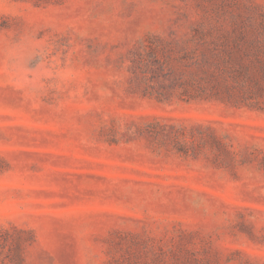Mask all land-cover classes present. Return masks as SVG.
I'll use <instances>...</instances> for the list:
<instances>
[{"label":"rangeland","instance_id":"374dc122","mask_svg":"<svg viewBox=\"0 0 264 264\" xmlns=\"http://www.w3.org/2000/svg\"><path fill=\"white\" fill-rule=\"evenodd\" d=\"M0 264H264V0H0Z\"/></svg>","mask_w":264,"mask_h":264},{"label":"trees","instance_id":"16d2710c","mask_svg":"<svg viewBox=\"0 0 264 264\" xmlns=\"http://www.w3.org/2000/svg\"><path fill=\"white\" fill-rule=\"evenodd\" d=\"M190 85H191V84H187V86H185V92H186V93H190V91H189V87H190Z\"/></svg>","mask_w":264,"mask_h":264}]
</instances>
